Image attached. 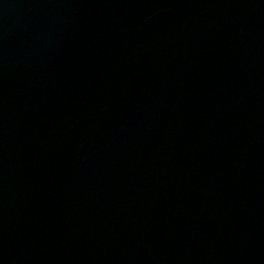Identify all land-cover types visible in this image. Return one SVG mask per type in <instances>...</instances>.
I'll return each mask as SVG.
<instances>
[{
    "label": "water",
    "instance_id": "1",
    "mask_svg": "<svg viewBox=\"0 0 264 264\" xmlns=\"http://www.w3.org/2000/svg\"><path fill=\"white\" fill-rule=\"evenodd\" d=\"M0 264H264V0H0Z\"/></svg>",
    "mask_w": 264,
    "mask_h": 264
}]
</instances>
